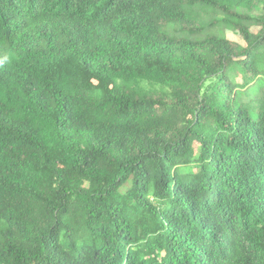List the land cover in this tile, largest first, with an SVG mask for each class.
<instances>
[{"label":"trees","instance_id":"1","mask_svg":"<svg viewBox=\"0 0 264 264\" xmlns=\"http://www.w3.org/2000/svg\"><path fill=\"white\" fill-rule=\"evenodd\" d=\"M0 264H264V0H0Z\"/></svg>","mask_w":264,"mask_h":264},{"label":"rangeland","instance_id":"2","mask_svg":"<svg viewBox=\"0 0 264 264\" xmlns=\"http://www.w3.org/2000/svg\"><path fill=\"white\" fill-rule=\"evenodd\" d=\"M210 13H216L217 15H222L223 13L221 11L210 9ZM253 31H256V29H253ZM226 38L229 39L232 42H235L239 45H244L243 39L237 32V30L234 27H228L225 32ZM258 88H252L250 93L256 92ZM195 147L197 148L198 145L196 144Z\"/></svg>","mask_w":264,"mask_h":264}]
</instances>
